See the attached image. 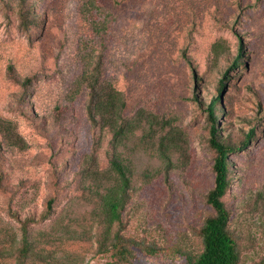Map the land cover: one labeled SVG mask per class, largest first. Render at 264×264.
Masks as SVG:
<instances>
[{"label":"rangeland","instance_id":"rangeland-1","mask_svg":"<svg viewBox=\"0 0 264 264\" xmlns=\"http://www.w3.org/2000/svg\"><path fill=\"white\" fill-rule=\"evenodd\" d=\"M87 64L102 65L128 117L145 109L179 130L168 169L145 124V158L109 239L118 233L134 250L126 258L100 245L88 172L113 178L112 136L88 120V92L77 87ZM216 98L219 140L234 148L229 231L239 264H264V0H0V122L14 130L12 141L0 132V264H44L23 259L24 225L38 245L70 226L62 247L47 248L77 264H188L200 255L215 214L207 196Z\"/></svg>","mask_w":264,"mask_h":264},{"label":"trees","instance_id":"trees-1","mask_svg":"<svg viewBox=\"0 0 264 264\" xmlns=\"http://www.w3.org/2000/svg\"><path fill=\"white\" fill-rule=\"evenodd\" d=\"M243 50L241 47L239 57H242ZM227 76L228 74L225 75ZM223 86L222 82L221 88ZM77 87L88 92L86 111L91 126L101 132L108 131L112 136L110 166L107 172L113 178L103 181L101 177L103 172L100 170L88 172L96 182L94 188L97 201L94 211L100 219V225L105 229V239L100 242V245L105 251H108L107 246L114 247L117 253H122V256L126 258L134 254V250L122 244L118 233L111 241L109 239L114 226L122 222L123 212L129 204L130 190L133 185L131 177L137 171L138 163L145 158V124L149 126L151 135L159 137L156 150L158 157L168 169L173 168V157L182 149L178 142L179 130L157 115L146 114L145 109H139L134 116L128 117L125 114L126 100L123 93L104 78L100 64L85 65L77 81ZM218 101V98L214 99L208 107L212 121L210 145L217 156L214 163L215 188L209 192L207 202L214 209L215 214L206 219L201 229L203 244L201 254L187 256L188 264H239L241 258L237 242L229 231L230 212L223 200L231 188L229 155L234 148L219 140L216 125ZM6 124L10 127L5 126ZM13 131L11 123L0 122V132L7 140L12 141ZM12 144L19 145L16 141ZM89 158L92 163L97 164V155H90ZM143 177L145 178V169ZM69 228L70 226H65L58 231L61 234L50 235L38 245V242L30 241L28 225H24V248L21 252L23 259L44 264H77L70 258L58 257L55 250L47 248L48 246L62 247L65 244L63 235L70 232ZM140 250L145 253V248L141 247ZM120 264H132V262L129 260Z\"/></svg>","mask_w":264,"mask_h":264}]
</instances>
